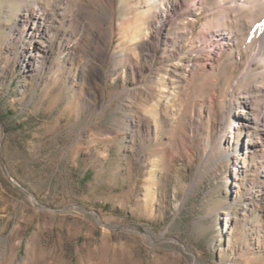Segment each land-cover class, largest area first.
I'll return each mask as SVG.
<instances>
[{"label":"rangeland","instance_id":"rangeland-1","mask_svg":"<svg viewBox=\"0 0 264 264\" xmlns=\"http://www.w3.org/2000/svg\"><path fill=\"white\" fill-rule=\"evenodd\" d=\"M0 147V264H264V0H0Z\"/></svg>","mask_w":264,"mask_h":264},{"label":"water","instance_id":"water-1","mask_svg":"<svg viewBox=\"0 0 264 264\" xmlns=\"http://www.w3.org/2000/svg\"><path fill=\"white\" fill-rule=\"evenodd\" d=\"M0 163H1L2 172H3L4 176H5V178L7 179V181H8L9 183H11L12 185H14V186L20 188V187L14 182V180L11 178V176L9 175V173H8L6 167H5V164H4L3 160H2V147H0ZM20 189H21V188H20ZM21 190H22L25 194L30 195V194H28L26 191H24L23 189H21ZM30 197H31V199L34 201V199H33V197H32L31 195H30ZM34 203H35V202H34ZM35 204H36L37 206H41V205H39V204H37V203H35ZM79 210L82 211V212H85V211L82 210V209H79ZM93 214H94V216H95L96 222L99 223V224H101V223L98 221L97 214H96L95 212H93ZM101 225H102V224H101Z\"/></svg>","mask_w":264,"mask_h":264},{"label":"bare ground","instance_id":"bare-ground-1","mask_svg":"<svg viewBox=\"0 0 264 264\" xmlns=\"http://www.w3.org/2000/svg\"><path fill=\"white\" fill-rule=\"evenodd\" d=\"M175 2V1H174ZM173 2V3H174ZM33 16V14H32ZM28 25V21L25 20L24 21V27ZM27 31H28V36L30 37H37L39 34H42V32H44V28H42L41 25H39L36 20H32V23H30V25L27 26ZM43 46V44H42ZM39 52V51H38Z\"/></svg>","mask_w":264,"mask_h":264}]
</instances>
